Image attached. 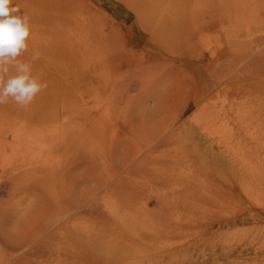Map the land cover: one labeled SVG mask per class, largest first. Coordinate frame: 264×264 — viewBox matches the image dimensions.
<instances>
[{"label":"rangeland","instance_id":"1","mask_svg":"<svg viewBox=\"0 0 264 264\" xmlns=\"http://www.w3.org/2000/svg\"><path fill=\"white\" fill-rule=\"evenodd\" d=\"M31 2L0 264H264V0Z\"/></svg>","mask_w":264,"mask_h":264},{"label":"clouds","instance_id":"2","mask_svg":"<svg viewBox=\"0 0 264 264\" xmlns=\"http://www.w3.org/2000/svg\"><path fill=\"white\" fill-rule=\"evenodd\" d=\"M31 31L29 15L14 0H0V105L11 100L26 108L47 87L32 71L39 54L34 52L31 61L20 59L29 49Z\"/></svg>","mask_w":264,"mask_h":264},{"label":"bare ground","instance_id":"3","mask_svg":"<svg viewBox=\"0 0 264 264\" xmlns=\"http://www.w3.org/2000/svg\"><path fill=\"white\" fill-rule=\"evenodd\" d=\"M28 1L31 2L32 0H28ZM33 1H35V0H33ZM33 1H32V2H33ZM32 2H31V3H32ZM33 3H34V2H33ZM33 3H32V4H33ZM32 4H31V5H32ZM49 5H50V4H49ZM49 7H50V6H49ZM44 8H45V7H44ZM56 17H57V16H56ZM55 19H56V18H55ZM217 96H218V95H217ZM209 108H212V107H210V106H209V107H204V108H202V110H201V114H202V113L207 114L206 116L208 117V119H209V117L211 118V116H213V117H214V116H215V117L217 116V117H219V118H221V117H225V116L227 115V113L229 112V110H231V109H229V110L226 111L225 108L221 107V108H219V109H217V110L214 109V111L210 112V109H209ZM213 108H214V107H213ZM213 108H212V110H213ZM227 109H228V108H227ZM205 112H206V113H205ZM208 112H209V113H208ZM229 113H230V112H229ZM229 113H228V114H229ZM212 114H213V115H212ZM206 119H207V118H206ZM120 209H121V208H120ZM126 209H127V208H126ZM127 210H128V209H127ZM119 211H120V210H119ZM98 212H99V211H98ZM98 212H97V213H98ZM100 214H101V213H100ZM96 217H97V216H96ZM101 217H103V216H101ZM104 217H105V215H104ZM104 217H103V219H104ZM100 219H102V218H100ZM106 221H108V220H106ZM124 222H125V221H124ZM106 223H107V222H106ZM122 223H123V222H122ZM127 223H128V222H127ZM125 226H126V225H125ZM131 233H132V232H131ZM132 235H133V234H132ZM123 238H124V237H123ZM121 239H122V238H121ZM133 239H136V236H135ZM128 241H129V240H128ZM128 241H127V242H128ZM118 247H119V246H118Z\"/></svg>","mask_w":264,"mask_h":264}]
</instances>
